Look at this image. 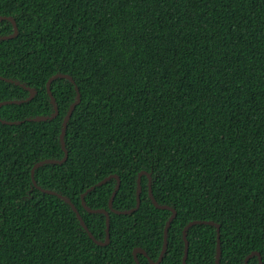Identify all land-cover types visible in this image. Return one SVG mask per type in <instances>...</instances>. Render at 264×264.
<instances>
[{"label":"trees","instance_id":"16d2710c","mask_svg":"<svg viewBox=\"0 0 264 264\" xmlns=\"http://www.w3.org/2000/svg\"><path fill=\"white\" fill-rule=\"evenodd\" d=\"M17 36L0 41V78L34 89L32 100L0 107V264H136L141 248L156 262L169 210L157 209L140 178V206L115 214L116 180L84 197L109 214L87 212L81 195L110 175L112 208L136 205L137 176L151 175L159 205L176 210L160 264H181L183 228L219 225V264H264V0H0ZM13 33L0 22V37ZM29 92L0 80V103ZM186 264H215L216 228L187 231ZM139 264H149L137 254ZM248 264H259L257 257Z\"/></svg>","mask_w":264,"mask_h":264},{"label":"water","instance_id":"95a60500","mask_svg":"<svg viewBox=\"0 0 264 264\" xmlns=\"http://www.w3.org/2000/svg\"><path fill=\"white\" fill-rule=\"evenodd\" d=\"M3 20H7L9 21L11 24H12V27H13V33L11 35H8V36H2L0 37V41L1 40H8V39H13L17 36V26H16V22L14 21L13 18L11 17H0V22L3 21ZM58 78H65V79H68V80H71L72 83H73V80L70 76L68 75H64V74H55L53 75L52 77L49 78V80L47 81L46 83V91H47V94L49 96V99H50V103L52 104L53 106V113L50 115V116H38V117H34V118H29L27 120H24V121H35V122H42V121H47V120H52L54 119L57 114H58V109L56 107V104H55V99L54 97L52 96L51 94V91H50V84L58 79ZM0 80H3L5 82H10V83H14L15 85L17 86H21L22 88L26 89L28 92H29V96L25 99V100H22V101H4V102H1L0 103V107L4 106V105H10V104H20V103H24V102H28L30 100L33 99V97L35 96V91L34 89H31L29 87H26L25 85L19 83L18 81H13L11 79H5V78H0ZM75 90H76V100L75 102L69 107L65 117H64V120L62 122V127H61V132H60V136H59V139H60V145H61V149L63 151V158L61 160H42L38 163H36L32 168H31V171H30V178H31V182H32V185L40 190L41 192L45 193V194H49V195H53V196H57L58 198H60L61 200H63L65 203L69 204L70 207L72 208L73 212L76 214V217L77 219L79 220L80 222V225L82 226V228L85 230V232L87 233L88 237L96 244V245H99V246H106L108 243H109V214L107 211L103 210V209H97V210H93V209H90L86 203H85V200H84V197L87 193L91 192L93 189H95L96 187H99L103 184H105L108 180L110 179H115L116 180V185H115V188L111 194V197L109 199V202H108V207L110 209L111 212L115 213V214H130L134 211H136L139 206H140V193H141V186H140V178L142 175L146 176L147 177V180H148V195H149V198L152 202V204L157 208V209H161V210H169L171 212V216L169 217V219L167 220L166 222V225L164 227V234H163V244H162V249H161V252L159 254V257L157 259L156 262H153L150 258H148L147 254L145 253L144 250H142L141 248H135L133 251H132V256H133V259H134V262L136 264H139L138 262V259H137V254H142L144 257L147 258V260L149 261V264H160L162 259H163V256H164V253L166 251V248H167V232H168V228L172 222V220L176 217V210L169 207V206H165V205H159L153 195H152V190H151V175L148 174L147 172H141L138 174L137 176V190H136V205L133 209H130V210H127V211H116L112 208V203H113V200H114V197L117 193V191L119 190L120 188V179L117 175H110L106 178H104L103 180L99 181L98 183H96L95 185L89 187L85 193H83L81 195V205L82 207L89 213H93V214H103L105 216V234H106V238H105V241L104 242H99L97 241L93 235L89 232L87 226L85 225L84 221L82 220L78 210L75 208V206L70 202V200L58 193H55V192H52L50 190H44L42 188H40L35 179H34V172L37 168L43 166V165H46V164H63L67 158H68V152L66 150V147H65V144H64V135H65V131H66V127H67V123L72 115V112L74 111L75 107L80 103V93L77 89V87L75 86ZM24 121H18V122H8V121H4L2 119H0V123L4 124V125H18L20 123H23ZM195 225H210V226H214L216 228V260H215V264H219V257H220V233H219V230H220V227L218 224L212 222V221H191L189 222L184 228H183V231H182V240L184 242V252H183V257H182V263L181 264H186V259H187V255H188V241H187V231L188 229H190L192 226H195ZM252 257H257L258 258V262L259 264H262V261H261V257L260 255L257 253V252H253L251 254H249L245 260H244V264H248V261L250 258Z\"/></svg>","mask_w":264,"mask_h":264}]
</instances>
